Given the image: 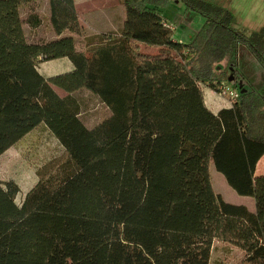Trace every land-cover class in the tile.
Here are the masks:
<instances>
[{"label": "trees", "instance_id": "trees-1", "mask_svg": "<svg viewBox=\"0 0 264 264\" xmlns=\"http://www.w3.org/2000/svg\"><path fill=\"white\" fill-rule=\"evenodd\" d=\"M39 1L0 0V156L40 126L63 154L36 169L20 203L18 183L0 179V264H209L215 240L264 264V90L246 88L234 63L242 45L264 69V25L238 30L208 0H120L118 30L78 50L74 0H46L55 37L27 38L23 24L42 23ZM175 1L204 17L185 42L163 24ZM58 58L72 69L39 72ZM228 71L246 91L214 113L200 84L217 92ZM81 89L110 110L92 127ZM210 163L255 211L214 191Z\"/></svg>", "mask_w": 264, "mask_h": 264}, {"label": "rangeland", "instance_id": "rangeland-1", "mask_svg": "<svg viewBox=\"0 0 264 264\" xmlns=\"http://www.w3.org/2000/svg\"><path fill=\"white\" fill-rule=\"evenodd\" d=\"M217 2L233 15V26L238 29H244L246 33H251L254 30H259L264 25V0H208ZM106 4V3H105ZM35 11L41 15L42 23L39 26L43 37L40 39H50L54 37L52 30L49 29L47 34L45 29L50 28L48 21L47 4L42 0L33 5ZM28 11L27 7L22 9V18H25ZM188 12V15L185 13ZM162 14L174 24L173 36L176 38L184 33L192 34V31L197 30L203 24L204 17L186 8L183 3H171L167 7H163ZM185 14V15H184ZM189 14L191 16H189ZM184 16V17H183ZM123 17V7L120 0H108L105 7L98 9L96 13L81 14L82 31L80 34H71L76 40L78 50L85 49L86 42L96 34L109 35L116 32L121 25ZM184 18V21L181 20ZM181 20V21H180ZM24 29H27V24H23ZM68 34V33H65ZM185 34V35H186ZM69 35V34H68ZM189 35V36H190ZM27 38L37 40L34 37ZM143 52L156 51L155 48L141 45ZM235 68L243 74L245 85L256 91L264 90V69L260 63L253 57L251 52L244 46L240 45L238 54L234 60ZM233 63V64H234ZM70 61L67 58L54 59L45 62L39 66V72L45 77L53 76L57 72H66L70 68ZM226 67L227 63H220ZM227 77L232 74L234 77L237 72H227ZM227 80V78L222 79ZM201 88L204 89L206 98L208 97L209 85L201 83ZM60 96H65L67 93L54 87ZM74 96L80 102L81 114L80 118L88 127H92L110 115L109 108L103 104L97 96L91 92L81 89L74 93ZM217 105L221 104L230 106L227 99L222 98L218 94ZM211 105V104H210ZM63 154L62 147L57 143L55 138L43 126H40L26 137H23L15 145L8 148L0 156V179H14L20 191L17 194L16 202L20 203L25 193L33 186L37 180L36 169L50 159L59 157ZM209 172L213 189L220 194L222 198L229 203L245 205L250 211H255L254 199L247 196L238 195L226 182L222 173L218 172L212 163L209 165ZM257 172L255 171V174ZM258 175V174H256ZM209 264H247L242 251L225 242L215 240L210 254Z\"/></svg>", "mask_w": 264, "mask_h": 264}, {"label": "crops", "instance_id": "crops-1", "mask_svg": "<svg viewBox=\"0 0 264 264\" xmlns=\"http://www.w3.org/2000/svg\"><path fill=\"white\" fill-rule=\"evenodd\" d=\"M45 4H47V1L46 0H42ZM106 3V4H105ZM108 3V0H74V6H75V9L77 12H79L80 14H88V15H91L92 13H96V11L98 9H101L102 7H105ZM174 3H180L179 1H175ZM216 4H219L217 2H214ZM46 14L49 15L48 11L46 12ZM186 15H188V12L185 13ZM184 14V15H185ZM189 16H191L189 14ZM184 17V16H183ZM182 21H184V18H181ZM180 20V21H181ZM167 22H171V20L167 19ZM237 28V27H236ZM49 29L51 30V28H46L45 31L46 33L48 34L50 31ZM199 29V28H198ZM197 29V30H198ZM238 29V28H237ZM197 30H193L192 31V34H194ZM238 30H242L244 31V29H238ZM25 31V34L26 36H31V37H34L36 38L37 40L41 38H44L43 37V33L40 32L39 28H30L28 25H27V29H24ZM184 33L182 36H178V37H174V40L175 41H178V42H185L186 40L190 39L192 37V34H186ZM190 35V36H189ZM55 37V36H54ZM52 37V38H54ZM61 59H64V58H61ZM45 62L41 63L39 66L43 65ZM71 63V62H70ZM72 63L70 65V68L66 71H69L72 69ZM59 73H62V72H57L55 74H59ZM54 74V75H55ZM249 88V86L246 84V88ZM208 90H210L208 92V97L206 98L205 94H204V101L207 105V107L214 113H216L217 111H219L221 108H224V107H229L228 105H223V106H220L221 104L217 105L218 103V98H216V95H217V92L212 90L211 88H208ZM203 93H204V89H203ZM211 104V105H210ZM258 174V175H262L264 174V155H262V157L258 160L257 164H256V170H255ZM2 180V179H1ZM36 182V181H35Z\"/></svg>", "mask_w": 264, "mask_h": 264}, {"label": "built area", "instance_id": "built-area-1", "mask_svg": "<svg viewBox=\"0 0 264 264\" xmlns=\"http://www.w3.org/2000/svg\"><path fill=\"white\" fill-rule=\"evenodd\" d=\"M163 24L172 30L175 29L174 24L170 22L166 21ZM217 94L222 98L227 99L231 105L240 96V91L237 84L229 82L228 80H221L217 85Z\"/></svg>", "mask_w": 264, "mask_h": 264}, {"label": "water", "instance_id": "water-1", "mask_svg": "<svg viewBox=\"0 0 264 264\" xmlns=\"http://www.w3.org/2000/svg\"><path fill=\"white\" fill-rule=\"evenodd\" d=\"M227 80H228L229 82H232V81L234 80V76H233L232 74H230V75L227 77ZM238 89H239L240 93H243V92L246 91V89L243 88V86H242V81H239V83H238Z\"/></svg>", "mask_w": 264, "mask_h": 264}, {"label": "flooded vegetation", "instance_id": "flooded-vegetation-1", "mask_svg": "<svg viewBox=\"0 0 264 264\" xmlns=\"http://www.w3.org/2000/svg\"><path fill=\"white\" fill-rule=\"evenodd\" d=\"M230 72H231V71H230ZM230 72H229V73H230ZM239 81H241V80H237V79H235V77H234V80H233L232 82L235 83V84H237V86H238Z\"/></svg>", "mask_w": 264, "mask_h": 264}]
</instances>
